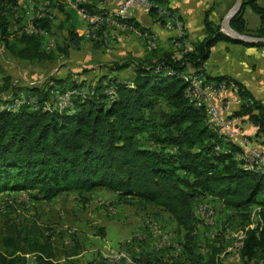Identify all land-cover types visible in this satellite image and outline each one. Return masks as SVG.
Instances as JSON below:
<instances>
[{
  "label": "trees",
  "instance_id": "trees-1",
  "mask_svg": "<svg viewBox=\"0 0 264 264\" xmlns=\"http://www.w3.org/2000/svg\"><path fill=\"white\" fill-rule=\"evenodd\" d=\"M94 1L79 8L102 18L106 10L100 5L105 0ZM151 1L168 10L175 26L178 15L166 7V1ZM259 1L243 0L240 12L230 21L231 29L264 38V6ZM39 2L47 3L43 11L54 8L61 16L38 12L42 17L37 13L30 20L36 32L14 35L9 15L16 14L21 0H0V46L20 62L40 65L67 60L70 50L83 47L84 38L77 35L78 13L65 0ZM247 8L258 17L254 29L247 27ZM211 11L204 15L202 40L188 46L185 36L179 35L175 42L182 49L177 52H165L154 60L109 62L103 66L106 71L88 84L67 75L49 77L41 85L12 86L10 76H5L2 90L10 93L11 100L0 105V194L27 193L32 201L49 202L69 193L84 198L104 189L115 194L119 203L168 214L181 235L178 255H167L170 247L145 250L143 241L133 238L132 244L141 251L137 256L131 252V264H226L224 252L219 255L213 244L204 249L196 232L200 218L196 207L206 198L216 200L222 211L238 221V230L244 235L237 250L240 259L245 264H264V174L247 164L239 145L212 128L207 108L197 107L185 94L189 78L199 72L209 82L223 81L228 88L234 87L241 104L233 107V116L240 123H250L254 137L264 143V105L242 84L210 78L203 70L219 42L261 48L264 44L240 43L224 35L210 19ZM157 12V7H151L149 14L165 27ZM124 21L149 33L131 19ZM56 32L65 33L62 42L45 49L46 37ZM88 41L96 49L104 43ZM125 70L130 72L125 79L112 76ZM55 87L62 96L71 91L75 94L66 108L44 109L46 103L53 104ZM16 100L21 103L13 107ZM236 153L240 161L235 160ZM195 202L199 203L194 207ZM251 213L256 214L255 223ZM65 234L74 239L75 232L66 230ZM81 251L78 245L74 250H60L36 221L24 225L6 221L0 229V264H28V255L34 256L33 264H74L73 258ZM93 264L107 262L98 256Z\"/></svg>",
  "mask_w": 264,
  "mask_h": 264
},
{
  "label": "rangeland",
  "instance_id": "rangeland-1",
  "mask_svg": "<svg viewBox=\"0 0 264 264\" xmlns=\"http://www.w3.org/2000/svg\"><path fill=\"white\" fill-rule=\"evenodd\" d=\"M107 1L113 2L114 0ZM233 2L234 0H231L230 5H227L220 13V16L215 20V23L220 28V32L221 21ZM46 5L47 3L41 5L39 0H21L16 14L9 15L11 34L16 35V32L19 31H26L27 33L36 32L33 27L30 26V20L32 16H35L38 12H51L54 18H59L61 16L54 8L47 7L46 10L43 11ZM79 5L80 4H77V13L79 15L77 14L76 16L78 29L84 24L82 21L84 16L85 18H89L88 21H90L91 18L100 15H89L83 9H80ZM103 5L104 4L100 5V7ZM107 6L109 7L110 5L108 4ZM160 10H166V8L160 6ZM117 11V9L109 13H106V11L103 14L104 17L96 20L108 19L110 14L113 15V13ZM127 16L128 13L123 19L130 20L131 18L129 17V19H127ZM169 16L170 14L167 12L169 24H172ZM244 17L250 29L257 27L258 17L250 9H246ZM109 20L115 21L116 24L124 25H118L116 29L108 28L106 30L108 35L107 45L102 46L100 49H96L94 43L83 39L82 49L79 51L72 50L67 60H59L57 62L40 65L20 62L9 57L4 52L2 46H0V65L3 69V72L0 74V105L5 101L11 100L10 93L2 90L5 76H10L12 86H36L43 84L49 77L64 78L67 75H71L73 80H83L88 84L96 80L98 73L100 74L106 71L100 66V64L108 62L104 60L105 58H101V56H104L103 54L105 51L110 55L108 58L112 56V60L117 59L122 61L127 59L129 55L134 56V51H136V49L129 46L130 43L126 46V39H128V42L136 43L142 48L144 47L146 52H152L153 48L149 50L146 46V41L144 42L143 39L137 37L135 35V30H131L133 27L124 23V20H117L116 17ZM176 26L179 27L178 22H176ZM121 29H126L128 32L120 31ZM99 32L100 25L88 26V33ZM64 37V32H56L52 37L47 36L43 44L44 48H54L53 46L56 43H61ZM154 44L157 47L156 43ZM81 77L84 79H81ZM73 94L75 93L71 91L64 94L62 98H68V96L70 98ZM60 96H62L61 92ZM17 104L18 102L16 100L13 107ZM68 104L69 102H62V104L56 106L46 103L44 109H63L66 108ZM220 131L222 132V130ZM222 135L227 137L224 134ZM229 139L233 142L236 140L235 137H229ZM235 160L240 161L239 154L235 155ZM255 172L260 171L255 170ZM260 173L264 174V169H262ZM208 200L210 199L206 198L202 200L201 202H204V204H199L198 210L196 207V212L199 216L200 210H205L206 203L214 208V215L213 211L211 215V223L213 224H207L204 220L200 219L201 217L199 218L196 215L199 221L196 232L200 237V244L204 249L205 246H212L213 244V246L218 249L219 255H222L224 252L223 258L226 264H245V262L240 259L237 252L241 240L244 239L243 233L238 230L240 229L238 221L231 215L229 216V213L226 214L222 211L224 208L219 201ZM197 203L199 202H195L194 207ZM251 219L255 223L257 221L256 214L251 213ZM6 221H12L21 225L31 221L38 222L45 234L52 235L53 242L60 250L64 248L74 250L76 245L80 246L82 251L78 256H75L73 260L74 264H93L98 256L102 258V254L118 256V252H126L127 257L130 258L133 250L128 246L129 243H126V241H132L133 238H140V240L143 241L142 246L146 250L156 248L161 238L159 237L160 234H154L155 231L161 232V234L168 237L169 247L172 249L167 255L177 256V244L181 238L179 230L168 214L152 207L143 208L135 203L130 205L119 203L115 194L104 189L94 190L86 194L84 198L78 194L69 193L67 195H61L49 202L32 201L27 193H3L0 194V229L5 226ZM251 227H253V224ZM66 230H69V233L75 232V240L73 236H67V234H65ZM238 237L240 243L237 249L235 250V248L232 247L231 251L226 253V249L229 246H234ZM209 249L210 248L207 250ZM28 261V264H33L34 256L28 255Z\"/></svg>",
  "mask_w": 264,
  "mask_h": 264
},
{
  "label": "crops",
  "instance_id": "crops-1",
  "mask_svg": "<svg viewBox=\"0 0 264 264\" xmlns=\"http://www.w3.org/2000/svg\"><path fill=\"white\" fill-rule=\"evenodd\" d=\"M165 1L166 7L174 10L178 15L179 27L175 25L172 29H166L164 26L158 23L157 17L153 16L152 14H145L138 10L134 14L128 13L127 19H129L130 17L131 20L134 21V24H138L140 28L151 32V34L154 36L157 47L154 44L152 52L148 53V51H145L144 47L142 48L136 43L128 42V39H126V46L130 43L129 46L136 49V51H134V56L129 55L127 59L122 61H119L117 59L112 60V56L111 58H108L110 55H108L105 51L103 54L104 56H101V58H105L104 60L108 62L100 64L102 68L109 62L123 63L124 61H127L131 58L154 60L160 57L165 52H177V50L182 49V46L179 45V43L175 42L179 35L185 36L186 45L191 46V43L200 41L205 37L203 21L206 11L212 8L209 17L212 21L216 22L215 20L220 16V13L227 5H230L231 3V0ZM93 3H95L94 0ZM259 3L263 5L264 0L259 1ZM108 4L110 5L109 7L107 6ZM113 7L114 2H108L107 0H105L104 5L100 8L105 9L107 11L106 13H109L113 12L114 10L116 11V9H114ZM120 31L128 32V30L126 29H121ZM105 45H107V43H103L102 46ZM70 53H72V50H70ZM107 58L110 60H108ZM204 64L205 65H203V70L204 72L206 70V73L210 78L227 79L242 84L246 88V90L250 92L255 101L264 105V47H247L231 42H219L211 49L209 58ZM102 73H98L97 76H100ZM129 74L130 72L128 70H125L121 72H114L112 73V76H116L120 79H125L129 76ZM81 79L84 78L81 77ZM211 83L213 85H220V87L224 88L226 86V90H228L225 94L226 99H231L233 96H235V92H233L232 89H236L234 87L232 89L228 88L225 82H216L218 84H215L214 82ZM206 108L209 115V108ZM244 133L250 138L254 147L264 150L263 139L254 137L255 128L245 126ZM234 142L239 145V147L245 152V154H248L250 152V148L244 145L243 142L238 141L237 139ZM139 250L141 251L140 248H136L135 250L133 249V253L135 254V256L139 254ZM73 259H75V257Z\"/></svg>",
  "mask_w": 264,
  "mask_h": 264
},
{
  "label": "built area",
  "instance_id": "built-area-1",
  "mask_svg": "<svg viewBox=\"0 0 264 264\" xmlns=\"http://www.w3.org/2000/svg\"><path fill=\"white\" fill-rule=\"evenodd\" d=\"M113 2L114 9L122 10V12L131 14H134L137 10L145 14H149L151 12V7H158V16L165 20V28H174L172 24H169V20L167 19L168 10H160V6L153 3L151 0H114ZM82 3H92V0H65V4L76 11L77 4ZM40 4L44 5V2H41ZM38 15L39 17H42V14H37V16ZM82 21L84 22V24L77 30V35L79 37H83L86 40L100 43H107L108 35L106 30L108 28L116 29V26L124 25L116 24L115 21H110L109 19H101L100 21H88V18H82ZM92 25H100V32L88 33V26ZM131 30H135V35L143 39L144 42L146 41V46L149 50L154 48L155 39L151 32L142 33L135 28H131ZM205 76V74H201V80L195 81L197 98H199L200 102L204 103L206 107L211 109V118L218 124L219 129L222 130V134H229V137H235L238 141L243 142L244 145L250 148V156H246L247 164H251L255 167L264 166V151L261 148L254 147L250 138L244 133L245 126H253L248 122L240 123L239 119L233 116V106H240V98L235 95L231 99H226L225 94L228 90H226L224 87H220V85L210 84ZM51 93L54 98V102L53 104L47 103L48 105L58 106V104H62V102H69L70 100V98H60V90L58 87L53 88ZM17 102L18 104L20 103L19 100H17ZM211 215V207L205 204V210H200L201 219L204 220L207 224H213L211 223ZM154 234H160L159 237L161 238L160 243H158L156 246L157 250L161 247H169V240L166 235L161 234V232L157 231H155ZM138 239L140 240V238ZM239 242L240 239L238 237L234 246H229L226 249V253L228 251H231L232 247L236 250ZM126 243H129V247H131L132 250H135L137 248L134 246V244H132L131 240L126 241ZM102 259H104L107 264H120L122 261L127 264L132 263L131 259L127 257L126 252H118V256L102 254Z\"/></svg>",
  "mask_w": 264,
  "mask_h": 264
},
{
  "label": "bare ground",
  "instance_id": "bare-ground-1",
  "mask_svg": "<svg viewBox=\"0 0 264 264\" xmlns=\"http://www.w3.org/2000/svg\"><path fill=\"white\" fill-rule=\"evenodd\" d=\"M126 14H127L126 12H122V10H118L117 12L113 13L114 16L110 14L108 19H114V17H116L117 20H120V19H123L126 16ZM84 18H85V16H84ZM98 18H100V17H93L90 19V21H95ZM88 20H89V18H88ZM201 74H203V73L199 72V73L195 74L194 76H192L191 78H189L188 81H189L190 85H189V88L186 90L185 94H186V97H188L190 99V101L193 102L197 107H200V106L206 107V105L204 103L200 102V99L197 98V89L195 88V81L201 80ZM209 83L212 84L211 82H209ZM62 97H64V96H62ZM62 97L60 96V98H62ZM209 122H210L212 128L218 130L222 135V132L220 131L221 129H219L218 124L215 121H213V119L211 118V109L210 108H209ZM224 135L227 136V137H225V136L224 137L228 140L229 134H224ZM246 156H250V152L248 154H245V159L247 160ZM255 169L257 171L261 172V170L264 169V166H257V167H255ZM241 245H242V240H241V243H240L238 248H240Z\"/></svg>",
  "mask_w": 264,
  "mask_h": 264
},
{
  "label": "water",
  "instance_id": "water-1",
  "mask_svg": "<svg viewBox=\"0 0 264 264\" xmlns=\"http://www.w3.org/2000/svg\"><path fill=\"white\" fill-rule=\"evenodd\" d=\"M243 6V0H234L233 6L230 10L224 15L221 21V32L230 37L231 39L248 44H264V38L251 37L243 34H239L230 27V21L240 12Z\"/></svg>",
  "mask_w": 264,
  "mask_h": 264
}]
</instances>
